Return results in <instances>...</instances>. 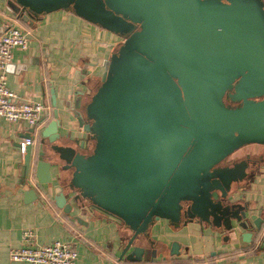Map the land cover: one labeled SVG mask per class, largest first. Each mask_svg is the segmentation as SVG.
<instances>
[{"label":"water","instance_id":"water-1","mask_svg":"<svg viewBox=\"0 0 264 264\" xmlns=\"http://www.w3.org/2000/svg\"><path fill=\"white\" fill-rule=\"evenodd\" d=\"M8 5L27 24L68 9L123 38L90 100L82 102L84 91L76 90L73 103L65 102L88 135L83 140L58 132L62 122L53 89L54 119L41 131V151L35 161L31 144L24 153L26 195L33 193L35 200V190L47 195L51 190L65 214L88 204L119 218L132 233L119 261H141L154 251L135 243L160 219L180 226L213 217L226 231L237 230L243 242L253 241L264 218L248 215V207L224 204L247 177L246 163H222L243 146L264 145V98L257 100L264 97V0H9ZM232 89L230 98L241 101L236 107L223 101ZM61 138L66 141L59 145ZM88 141L89 152H80ZM48 148L56 163L44 160ZM183 203H189L186 212ZM187 211L193 214L187 217Z\"/></svg>","mask_w":264,"mask_h":264},{"label":"crops","instance_id":"crops-1","mask_svg":"<svg viewBox=\"0 0 264 264\" xmlns=\"http://www.w3.org/2000/svg\"><path fill=\"white\" fill-rule=\"evenodd\" d=\"M8 1L0 0V34L8 24H14L27 33L29 42L26 49L12 50V59L5 69L7 87L16 94L18 103L41 102L46 109L36 127L23 120L9 122L0 118V264H27L10 258L11 250L21 245L25 230L34 233L37 245L56 240L72 242L78 253L75 264H264V223L248 243L241 240L237 230L226 231L219 220L194 219L173 226L168 220L160 219L154 221L142 243L143 246L149 242L156 249L153 259L148 255L141 261H119L132 234L119 218L90 208L88 204L81 211L75 208L71 214H65L54 203L55 191L50 190L47 195L37 188L38 199L35 200L33 193L25 194L30 185L21 184L24 154L18 144L30 134L31 151L36 160L42 148L41 131L54 119L53 89L55 108L62 122L58 128L60 135L67 134L72 141L88 136L69 116L65 102L73 103L76 90L84 91L82 102L90 100L107 60L117 51L123 38L68 9L30 18L27 24L11 12ZM64 141L61 138L57 144ZM70 144L75 146L73 142ZM87 144L80 152H89L92 143ZM45 153L44 160L57 162V155L49 148ZM246 157L255 165L246 171L244 180L233 186L224 204L248 207V215L264 218V145L243 146L231 159ZM58 170L57 165L52 166L53 178ZM62 174L66 178L69 173ZM53 183L57 181L54 179ZM174 243L178 245L177 251L171 252Z\"/></svg>","mask_w":264,"mask_h":264},{"label":"built area","instance_id":"built-area-1","mask_svg":"<svg viewBox=\"0 0 264 264\" xmlns=\"http://www.w3.org/2000/svg\"><path fill=\"white\" fill-rule=\"evenodd\" d=\"M28 35L20 27L8 24L0 34V118L9 122L26 121L36 127L41 123L42 112L46 109L41 102L18 103L16 94L7 87L5 69L12 59L13 48L26 49ZM32 140L24 139L19 150L25 153L27 145ZM21 245L13 248L10 258L13 261L27 264H75L78 253L72 242L56 240L45 245H37L35 235L31 230H25L21 235Z\"/></svg>","mask_w":264,"mask_h":264},{"label":"flooded vegetation","instance_id":"flooded-vegetation-1","mask_svg":"<svg viewBox=\"0 0 264 264\" xmlns=\"http://www.w3.org/2000/svg\"><path fill=\"white\" fill-rule=\"evenodd\" d=\"M137 29H139V25H135V28H134V30H137ZM233 94V89L232 90H229V91H227L226 93H225V95H224V97H223V101L225 102V104L226 105H230V106H232V107H236V106H238L240 103H241V101H235V100H232L231 98H230V95H232ZM264 97H261V98H257V100L258 99H263ZM233 155V154H232ZM231 155V156H232ZM231 156L230 157H228L223 163H222V165L223 166H233L235 163H239V162H242V161H244L245 163H246V171H248V169H250L251 167H253L255 164V162L254 161H251L250 159V157H246V158H240V159H231ZM239 182H237L236 184H238ZM234 184V183H233ZM232 184V185H233ZM189 205V203H183V205H182V210L183 211H185L186 212V208H187V206ZM193 213L191 212H189V211H187V217H188V215H192ZM196 217V216H195ZM184 219H186L185 217H183L182 218V220H184ZM196 219V218H195ZM207 221V220H206ZM209 221H211V222H217L218 221V219H214L213 217H210L209 218ZM218 223H219V221H218ZM144 246H145V248L146 249H149V247H152L150 250H154V251H156V249H154V247L151 245V243H149L148 242V244L147 245H145V244H143ZM148 255H150V253H148Z\"/></svg>","mask_w":264,"mask_h":264},{"label":"rangeland","instance_id":"rangeland-1","mask_svg":"<svg viewBox=\"0 0 264 264\" xmlns=\"http://www.w3.org/2000/svg\"><path fill=\"white\" fill-rule=\"evenodd\" d=\"M119 48V47H118ZM99 84H100V82H96L95 83V86L93 87V91H92V94L95 92V90L97 89V87L99 86ZM143 242H141V244H142ZM144 246V245H143ZM150 254H157V252L156 251H151L150 252Z\"/></svg>","mask_w":264,"mask_h":264}]
</instances>
